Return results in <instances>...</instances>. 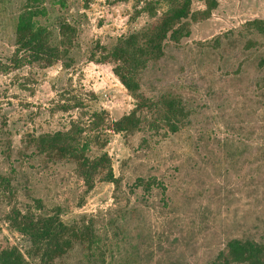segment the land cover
<instances>
[{"label": "rangeland", "instance_id": "rangeland-1", "mask_svg": "<svg viewBox=\"0 0 264 264\" xmlns=\"http://www.w3.org/2000/svg\"><path fill=\"white\" fill-rule=\"evenodd\" d=\"M217 1L210 17L192 22L180 42L166 43L164 55L142 73L144 95L172 90L181 97L189 112L184 124L175 133L145 125L125 139L109 132L104 150L119 185L97 180L85 191L72 162L37 156L28 135L65 128L77 114L53 110L60 93L81 97L89 112L127 113L135 100L112 64L88 56L95 41L111 45L148 17L131 20V1L43 0L47 15L40 20L54 40L58 18L76 26L72 64L0 69V175L14 191L7 195L0 185V240L17 247L26 264L39 260L28 236L5 216L13 204L32 205L33 197L42 200V212L60 206L65 223L91 219L99 237L103 263L77 242L53 264H217L232 237L264 242V36L243 27L264 19V0ZM23 2L0 0V62L13 50ZM203 6L192 0L193 9ZM247 38L257 44L246 48ZM137 177L154 183L146 191Z\"/></svg>", "mask_w": 264, "mask_h": 264}, {"label": "trees", "instance_id": "trees-1", "mask_svg": "<svg viewBox=\"0 0 264 264\" xmlns=\"http://www.w3.org/2000/svg\"><path fill=\"white\" fill-rule=\"evenodd\" d=\"M110 4L132 2L131 20L145 15L148 21L138 29L120 35L111 45L95 41L89 52V61L112 64V72L135 100L134 106L117 118L101 109L89 112L82 108V98L60 93L54 103V111L77 114L68 120L65 128L29 134L27 145L32 152L46 161H70L85 186V191L94 187L97 180L111 182L115 187L120 178L113 172L111 158L105 145L109 132L119 133L124 139L136 131L147 129L158 132L164 127L175 133L188 117V109L181 97L172 90H165L155 98L141 91V77L151 61L165 53L166 43L176 44L189 36L192 22L207 19L217 7V0H202V8L193 9L192 0H107ZM47 15L43 0H24L20 5L14 29V47L7 63L0 62V69H17L22 66L45 68L57 62L69 67L73 62L71 51L77 32L76 26L58 18L54 40L51 28L40 18ZM247 31L254 30L264 36V19L253 17L244 22ZM219 35L212 39L218 44ZM209 43V42H207ZM257 41L245 40L244 46L251 48ZM264 69V58L259 61ZM4 70V71H6ZM95 149L97 152L92 154ZM136 184L147 191L154 178L137 177ZM4 193L13 194L10 179L0 175ZM44 204L38 197L32 205L20 208L11 205L5 219L9 225L28 236L30 254L38 258V264H53L65 255L77 242L103 263L99 237L91 219L65 223L60 219V206H52L50 212H42ZM217 264H264V242L251 238L232 237L225 242L215 257ZM0 264H26L21 251L5 240H0Z\"/></svg>", "mask_w": 264, "mask_h": 264}]
</instances>
